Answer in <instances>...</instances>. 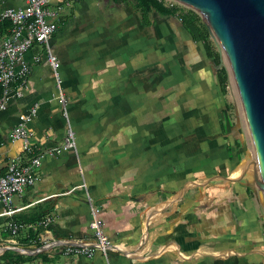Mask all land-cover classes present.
<instances>
[{
	"label": "crops",
	"instance_id": "0c3cea01",
	"mask_svg": "<svg viewBox=\"0 0 264 264\" xmlns=\"http://www.w3.org/2000/svg\"><path fill=\"white\" fill-rule=\"evenodd\" d=\"M48 1L62 7L58 30L26 53L22 95L0 112V171L60 146L66 134L47 49L59 61L76 149L42 159L36 183L13 197V215L2 216L0 204V223L22 225L6 231L7 249L23 255L14 264L24 256L37 264H264L252 157L204 23L183 25L131 0ZM34 105L24 152L8 135ZM89 203L118 248L108 259L62 253L93 242ZM35 213L43 214L38 225L22 222Z\"/></svg>",
	"mask_w": 264,
	"mask_h": 264
},
{
	"label": "built area",
	"instance_id": "2783aa9c",
	"mask_svg": "<svg viewBox=\"0 0 264 264\" xmlns=\"http://www.w3.org/2000/svg\"><path fill=\"white\" fill-rule=\"evenodd\" d=\"M160 1L168 7L182 8L181 4L179 5L174 0ZM16 2L17 0H0V6L5 3H12V6L0 10V112L7 111L11 97H21L29 75V65L25 60V55L34 45L48 43L58 30L57 22L62 12L61 6L52 7L46 0H21L20 5ZM45 55L53 72L56 88L59 90L58 101L67 123V131L60 146L43 150L42 153L31 157L24 163L12 160L4 173L0 171L2 216H11L19 210L12 207L13 197L23 195L27 188L36 183V173L45 156L58 155L62 151H75L76 149L75 135L70 128L65 98L60 91L62 80L58 73L59 61L49 49L46 50ZM36 112L37 105H34L27 113L20 114L8 135L11 141L22 142L24 152L30 151L28 141L30 133L27 129V122L36 115ZM89 210L91 218L89 228L92 232L93 242L66 245L62 253L65 256L85 255L90 257L96 250L105 259H108L109 253L116 252L118 248L108 240L104 233L103 222L99 218V207L89 203ZM21 226L16 223H9L8 230L12 235H16Z\"/></svg>",
	"mask_w": 264,
	"mask_h": 264
},
{
	"label": "water",
	"instance_id": "95a60500",
	"mask_svg": "<svg viewBox=\"0 0 264 264\" xmlns=\"http://www.w3.org/2000/svg\"><path fill=\"white\" fill-rule=\"evenodd\" d=\"M174 1L200 14L229 63L253 147V184L264 210V0ZM219 67L225 68L221 60Z\"/></svg>",
	"mask_w": 264,
	"mask_h": 264
},
{
	"label": "rangeland",
	"instance_id": "374dc122",
	"mask_svg": "<svg viewBox=\"0 0 264 264\" xmlns=\"http://www.w3.org/2000/svg\"><path fill=\"white\" fill-rule=\"evenodd\" d=\"M46 1L48 3L50 2L48 0H46ZM10 6L11 5L9 3H5L3 6H0V10L4 9V8H8ZM180 6L182 7V8H180L182 13L186 14L188 12V10H191V9L185 7V6H182V5H180ZM68 10H69V7H65L64 6L63 13L65 11H68ZM191 11H193V10H191ZM193 12L196 13L197 16L200 17V22L204 23L202 18H201V16H200V14H198L195 11H193ZM211 41H212L211 43L214 46V48L217 49V47L215 46L212 38H211ZM219 56H220V59H221L223 65L225 66V69H226L227 74H228V82H227V88H226V93H225V98L224 99L227 102L229 111L231 112V116H233V120L238 122V124L241 126L242 131L244 132L245 142L248 145V148L250 149V153H251L250 155H251V157L253 159V156H254L253 147H252V143H251V140H250V137H249L248 129L246 127L245 118H244V115H243L242 106H241V102H240V99H239L238 91H237L236 85H235L234 80H233V78L231 76V73H230L229 63L227 62L226 57L223 54V52H221V54H219ZM11 98H13V97H11ZM9 104H10V101H9ZM167 106H169V105H167ZM11 109L12 108H10L9 110H11ZM250 165H251V163H250ZM8 225H9V222H6V221H1V223H0V243H4L3 245L0 244V248L2 247V249L5 248V247L6 248L10 247V244H8V243L6 244L5 243L7 241L6 237H10L11 238V235H9V232L8 233L6 232L7 229H8ZM7 250H4L3 253L5 251H7ZM9 253H10V255L7 257V260H10V262H11L10 264H14L15 259L17 257H19V255L23 256L22 254H19V253L13 251V250H9ZM24 257H28V256H24ZM2 262L3 261H1V259H0V264H4ZM20 264H37V262L32 260V259H29V261L26 260L25 262L20 263Z\"/></svg>",
	"mask_w": 264,
	"mask_h": 264
},
{
	"label": "trees",
	"instance_id": "16d2710c",
	"mask_svg": "<svg viewBox=\"0 0 264 264\" xmlns=\"http://www.w3.org/2000/svg\"><path fill=\"white\" fill-rule=\"evenodd\" d=\"M126 0H113V2H124ZM133 1L137 7L143 11V12H156L160 16L163 17H179L181 19V23L183 25H189L194 24L197 22H200V17L197 16L196 13H194L191 10H188V12L182 13L178 7H168L166 6L162 1L160 0H131ZM204 32L207 36L208 31L206 29V26L201 24ZM216 66L220 65V56L218 53H216ZM218 79H219V85L221 92L223 94L226 93L227 88V82H228V74L224 67H220L218 70ZM1 139V138H0ZM43 217V214H32L30 216H27L22 222L26 224H35L38 225L41 218ZM40 226V225H39ZM38 226V227H39ZM41 232V228H37V231L33 232V235H38V233ZM10 255L9 250L5 251L1 256L0 259L3 261L4 264H10V260H7V257ZM28 259V257H23L20 259V262L23 263Z\"/></svg>",
	"mask_w": 264,
	"mask_h": 264
},
{
	"label": "bare ground",
	"instance_id": "6f19581e",
	"mask_svg": "<svg viewBox=\"0 0 264 264\" xmlns=\"http://www.w3.org/2000/svg\"><path fill=\"white\" fill-rule=\"evenodd\" d=\"M2 248V247H1ZM3 251V250H2ZM1 253V252H0Z\"/></svg>",
	"mask_w": 264,
	"mask_h": 264
}]
</instances>
